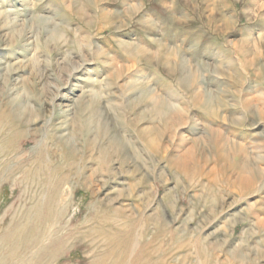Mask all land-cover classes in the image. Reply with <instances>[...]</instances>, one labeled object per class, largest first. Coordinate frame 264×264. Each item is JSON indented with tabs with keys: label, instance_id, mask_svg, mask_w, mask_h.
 <instances>
[{
	"label": "rangeland",
	"instance_id": "obj_1",
	"mask_svg": "<svg viewBox=\"0 0 264 264\" xmlns=\"http://www.w3.org/2000/svg\"><path fill=\"white\" fill-rule=\"evenodd\" d=\"M0 61V235L54 185L55 264L127 220L153 262L264 264V0H0Z\"/></svg>",
	"mask_w": 264,
	"mask_h": 264
},
{
	"label": "bare ground",
	"instance_id": "obj_2",
	"mask_svg": "<svg viewBox=\"0 0 264 264\" xmlns=\"http://www.w3.org/2000/svg\"><path fill=\"white\" fill-rule=\"evenodd\" d=\"M0 71H4L3 74H7L6 66L1 61ZM153 99L154 109L163 116L167 114L169 108L159 99ZM14 120V124H12L13 126H16L18 122L16 118H14ZM22 132L24 131L18 130L12 137L15 139L19 138L21 137ZM53 186L54 185L49 186L47 192H45L46 194H44L39 203L34 207H30V209L28 208L29 210L26 214L24 213L21 217L19 216V218L15 220V225L7 227L8 231L5 234L3 233L4 235L1 234L3 236L0 235V254H2L0 264H55L57 258L65 254L72 245L79 244L81 238L73 237L72 232L67 231L68 233L66 234L64 228V230H60V228H57L59 231L56 230V226L64 216L65 206H61L60 209H58L59 206L57 200L60 193H57V190H54L55 188ZM17 216H15V218H17ZM127 221L128 224L120 226L119 230H116L114 227L101 230L89 228V231L92 234L104 235L106 242L112 240L111 243L115 248L113 247L114 251L102 255L95 254L93 259H88L78 264H124L126 262H129V264H162V262L158 260V262L151 261L150 256L147 258L144 255L142 256L141 254L143 252L141 251L140 254V250L138 253L134 252L133 246L130 244L132 237L131 230L134 228V225L130 220ZM11 224L12 222L10 223V226ZM111 230H116V232H110ZM89 246H91L90 243ZM144 246L142 247H147ZM116 248H119L118 253L115 252ZM140 255L142 256V259H140Z\"/></svg>",
	"mask_w": 264,
	"mask_h": 264
}]
</instances>
